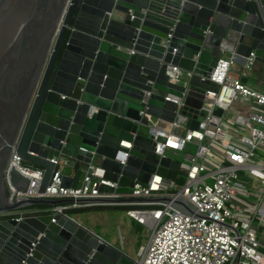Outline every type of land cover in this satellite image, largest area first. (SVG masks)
Masks as SVG:
<instances>
[{
	"label": "water",
	"instance_id": "water-1",
	"mask_svg": "<svg viewBox=\"0 0 264 264\" xmlns=\"http://www.w3.org/2000/svg\"><path fill=\"white\" fill-rule=\"evenodd\" d=\"M264 64V0H0V213L70 198L21 197L30 177L9 166L14 151L44 170L46 192L57 165L60 186L79 188L95 164L105 170L102 194H126L157 172L176 179L182 162L155 153L143 122L173 121L168 94L177 65L190 84L183 115L197 113L222 57ZM247 78H243L246 81ZM223 110L216 109L221 115ZM131 142L129 148L123 144ZM127 152L125 163L118 158ZM116 196L80 202H117ZM181 207V202L175 204ZM0 264H133L119 247L55 210L0 219Z\"/></svg>",
	"mask_w": 264,
	"mask_h": 264
},
{
	"label": "built area",
	"instance_id": "built-area-1",
	"mask_svg": "<svg viewBox=\"0 0 264 264\" xmlns=\"http://www.w3.org/2000/svg\"><path fill=\"white\" fill-rule=\"evenodd\" d=\"M256 64L254 53L244 63L230 56L222 57L211 74L202 77L203 81L209 80L211 87L203 89L204 99L197 113L201 120L195 127L188 126L193 117L180 111L190 87L188 75L177 65L168 66L169 81L186 87L181 96H166L177 104V116L173 121H165L148 115L143 122L149 128V138L155 142V153L162 157L183 151L188 145L196 147L189 154V165L185 169L181 166L176 179L155 172L148 183L135 181L126 194H102L98 183L108 182L104 179L105 170L91 164L89 171L97 179L86 176L81 187L65 188L60 186V171L73 161L61 155L52 158L57 169L46 192L39 193L44 170L23 165L14 151L9 166L16 165L31 179L27 192L19 193L21 197L43 195L72 200L57 207H27L0 213V219L20 220L55 210L123 205L132 216L141 211L155 216L153 223L134 216L149 227L151 235L133 264H264V87L243 81ZM236 100L250 101L252 107L237 116L236 129V125L227 129L223 126L224 118ZM217 108L223 110L221 115L216 114ZM123 144L132 147L131 142ZM127 157L128 153L122 152L118 160L125 163ZM253 158H259V162H250ZM238 188H249L259 197L256 202H249L238 196ZM101 196L121 200L79 201ZM178 201L181 207L175 205Z\"/></svg>",
	"mask_w": 264,
	"mask_h": 264
},
{
	"label": "rangeland",
	"instance_id": "rangeland-1",
	"mask_svg": "<svg viewBox=\"0 0 264 264\" xmlns=\"http://www.w3.org/2000/svg\"><path fill=\"white\" fill-rule=\"evenodd\" d=\"M249 81L252 85L264 87L261 84L263 81V74L257 70L251 71ZM252 107L251 102H241L236 100L229 111L227 112L223 126L227 129L237 128L236 118L239 114H243L245 109ZM196 147L194 145H188L187 148L178 153H171L175 159L182 162V168H186L190 162V155L194 153ZM264 159V158H262ZM250 162H259V158H253ZM23 165H28L23 163ZM183 172H180V176ZM211 184L212 179L207 181ZM249 180V186H250ZM262 190V189H261ZM260 190V191H261ZM238 196L246 198L249 202H256L259 197V193L251 189H241L238 188ZM118 206V207H117ZM120 206V207H119ZM126 207V206H125ZM135 217L139 218L141 221H147L144 216V212H134L132 213ZM72 216L81 224L89 228L91 231L99 234L104 239L119 247L132 259L136 258L139 249L144 245L150 238L151 230L147 225L138 221L137 218L127 213V207L124 208L123 205H113L112 207L99 208V209H86L76 211ZM149 223L154 219V217H149Z\"/></svg>",
	"mask_w": 264,
	"mask_h": 264
},
{
	"label": "trees",
	"instance_id": "trees-1",
	"mask_svg": "<svg viewBox=\"0 0 264 264\" xmlns=\"http://www.w3.org/2000/svg\"><path fill=\"white\" fill-rule=\"evenodd\" d=\"M33 167H37V166H33ZM68 203V202H67ZM66 204V203H65ZM50 205H47V204H39V205H32V206H29L28 208H40V209H43V208H49ZM106 207H112V205H107V206H92V207H84V208H71V209H68L66 210V213L72 215L74 212L76 211H80V210H86V209H99V208H106ZM118 207V206H117ZM120 207V206H119ZM124 208H126L125 206H123ZM128 209V207H127Z\"/></svg>",
	"mask_w": 264,
	"mask_h": 264
},
{
	"label": "crops",
	"instance_id": "crops-1",
	"mask_svg": "<svg viewBox=\"0 0 264 264\" xmlns=\"http://www.w3.org/2000/svg\"><path fill=\"white\" fill-rule=\"evenodd\" d=\"M254 70H255V71L257 70V73H258V71H260V72L263 74V81H262L261 84H264V64L257 63L256 66H255V68H254ZM250 75H252V74H250ZM250 75H249L248 77H243V78H247L245 82L250 83V81H249V80H250V79H249ZM250 84H251V83H250ZM256 86H258V85H256ZM263 86H264V85H263ZM258 87L261 88V86H258ZM196 124H197V123H196L195 119L193 118V119L190 121V123H188V126H189V127H195ZM112 206H113V205H112Z\"/></svg>",
	"mask_w": 264,
	"mask_h": 264
},
{
	"label": "bare ground",
	"instance_id": "bare-ground-1",
	"mask_svg": "<svg viewBox=\"0 0 264 264\" xmlns=\"http://www.w3.org/2000/svg\"><path fill=\"white\" fill-rule=\"evenodd\" d=\"M144 216L146 217V219H147V221H143V222H148V221H150V218L149 217H155L154 215H153V213H150V212H144ZM154 222V219L150 222V223H153Z\"/></svg>",
	"mask_w": 264,
	"mask_h": 264
}]
</instances>
